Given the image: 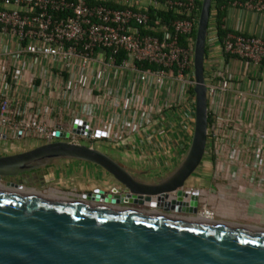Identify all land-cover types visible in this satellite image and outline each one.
<instances>
[{"label":"built area","instance_id":"1","mask_svg":"<svg viewBox=\"0 0 264 264\" xmlns=\"http://www.w3.org/2000/svg\"><path fill=\"white\" fill-rule=\"evenodd\" d=\"M196 1L0 0V142L85 140L163 161L181 158L194 118ZM230 7L264 14V0H232ZM213 31L206 41L215 39L225 53L253 64L264 59L262 37L228 31L219 40L215 24ZM233 79L220 69L205 75L211 118L206 141L217 154L215 171H230L232 179L243 177L263 193L264 121H241L218 110ZM243 126L250 147L227 149V140ZM100 189L75 196L85 200ZM182 190L197 196L195 217L213 219L199 188Z\"/></svg>","mask_w":264,"mask_h":264},{"label":"water","instance_id":"2","mask_svg":"<svg viewBox=\"0 0 264 264\" xmlns=\"http://www.w3.org/2000/svg\"><path fill=\"white\" fill-rule=\"evenodd\" d=\"M210 5L201 0L196 21L193 126L176 166L144 180L105 151L64 140L0 154V264H264V229L197 218V196L182 190L205 150ZM57 158L91 162L116 184L85 200L25 190L22 175Z\"/></svg>","mask_w":264,"mask_h":264},{"label":"crops","instance_id":"3","mask_svg":"<svg viewBox=\"0 0 264 264\" xmlns=\"http://www.w3.org/2000/svg\"><path fill=\"white\" fill-rule=\"evenodd\" d=\"M223 22L231 31L253 34L264 39L262 13L230 7ZM205 45L207 55L204 59V70L207 78H211L213 71L219 69L234 75L231 89L219 97L218 110L222 113L230 112L241 121L250 120L257 124L264 121V63L247 64L244 59L225 53L215 39L206 41ZM214 105L215 103H209L210 107ZM114 151L117 152L116 155L111 156L144 180L162 176L165 174H162L163 170L168 168V161L146 157L133 149L116 148ZM98 167L84 160L57 158L45 166L42 172L43 176L54 181L50 193L76 198V192L89 190L94 186L104 189L116 184L105 170ZM194 172L197 174L189 179L187 186L201 190L200 199L214 211L212 220L264 229V192L255 191V186L251 187L243 177L232 179L230 171H215V161L210 158ZM91 175L93 178H101L102 183L91 179Z\"/></svg>","mask_w":264,"mask_h":264},{"label":"rangeland","instance_id":"4","mask_svg":"<svg viewBox=\"0 0 264 264\" xmlns=\"http://www.w3.org/2000/svg\"><path fill=\"white\" fill-rule=\"evenodd\" d=\"M213 14H214V10H211V15H209V19H208V26H207V32H206V40L214 34L213 29H214V24L215 23H214V21L212 19V15ZM246 63L247 64H253L250 61H247ZM191 79L193 81V76L191 77ZM258 129L259 128H257V127L254 128L255 131H257ZM246 134H247V132H246V126L241 127L240 128V131L238 130L235 133V135H232V137H230L231 138L230 140H227V143H229L227 145V149L230 146H235V145H237L239 147L242 146L243 148H246V147L249 148L250 146H248L245 143L246 142V139L244 137H246ZM82 142L87 144V142L85 140H83ZM10 146H12V145L9 142H4L2 140L0 142V154L5 153L6 152L5 149H7V152H15V151H20V150H24V149H28L30 147H33L34 144L31 143V142L28 143V144H26V145H22V146L17 144V145H14V148L13 149ZM94 146L97 147V148H99L102 151H105L109 155L115 156L116 153H117L116 151H114V148L107 147V146H105L103 144H100L99 145L97 143H94ZM213 156L216 157L217 154L214 151V147L209 144V140H208V142L206 141V143H205V150H204V153H203V157H202L200 163L198 164V166L196 167L197 169L195 168L194 171H197L199 168H201L202 166H204V163H206L209 160V158L211 159ZM179 160H180V158L178 160L174 161V162L168 161L169 164L167 166L168 168L166 169L167 171L166 170H163V173L162 174H164V173L170 171L172 168H174L176 166V164L179 162ZM168 162H166V163H168ZM98 168L100 169L101 167H98ZM39 170H40L39 177L37 179H35V180H31V181L29 180L28 183L26 184V186L29 189L36 190V191H39V192H48L49 191L48 190L49 188H53L54 181L48 179L46 176H43L44 173L42 172V170H45V167L40 168ZM194 171L189 175V177L184 182V187H188L187 186L188 185L187 183H190V180L189 179H193L195 177V175L197 174V172H194ZM107 175H108L109 178H111L113 180L112 176L109 173H107ZM92 178H93V176L91 175V179ZM93 180L102 183V179L99 178V177L98 178L97 177L96 178L94 177ZM0 183H3V180H0Z\"/></svg>","mask_w":264,"mask_h":264},{"label":"trees","instance_id":"5","mask_svg":"<svg viewBox=\"0 0 264 264\" xmlns=\"http://www.w3.org/2000/svg\"><path fill=\"white\" fill-rule=\"evenodd\" d=\"M228 1H232V0H218L215 2H211L210 5V15H211V10H214V14L212 15V18L215 23V31L217 38L219 40H221L228 31H231L229 28L223 26L224 25L223 18L226 15ZM196 3H197V10H196V20H197L201 0H197ZM195 27L196 26L194 25L191 32L192 38H194L195 36ZM180 42L181 43L183 42V36H180ZM206 55H207V46L205 45L204 59L206 58ZM261 62L264 63V59ZM190 93L193 95L192 87H190ZM210 119H211L210 114L208 113L207 123L210 122ZM34 145H36V143ZM211 159L213 160V157Z\"/></svg>","mask_w":264,"mask_h":264},{"label":"flooded vegetation","instance_id":"6","mask_svg":"<svg viewBox=\"0 0 264 264\" xmlns=\"http://www.w3.org/2000/svg\"><path fill=\"white\" fill-rule=\"evenodd\" d=\"M40 170L36 171H29L28 173H24L22 175V178L25 179L27 182L30 180H35L39 177Z\"/></svg>","mask_w":264,"mask_h":264},{"label":"bare ground","instance_id":"7","mask_svg":"<svg viewBox=\"0 0 264 264\" xmlns=\"http://www.w3.org/2000/svg\"><path fill=\"white\" fill-rule=\"evenodd\" d=\"M33 190H31L30 192H32ZM34 192V191H33ZM51 192V191H50Z\"/></svg>","mask_w":264,"mask_h":264}]
</instances>
